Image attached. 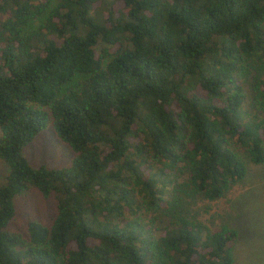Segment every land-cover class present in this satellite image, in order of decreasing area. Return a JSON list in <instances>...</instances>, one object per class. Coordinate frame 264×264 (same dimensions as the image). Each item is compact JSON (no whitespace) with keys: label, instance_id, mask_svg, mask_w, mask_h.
Listing matches in <instances>:
<instances>
[{"label":"trees","instance_id":"16d2710c","mask_svg":"<svg viewBox=\"0 0 264 264\" xmlns=\"http://www.w3.org/2000/svg\"><path fill=\"white\" fill-rule=\"evenodd\" d=\"M48 123L66 166L23 153ZM0 160V264H232L193 206L264 160V0H0Z\"/></svg>","mask_w":264,"mask_h":264},{"label":"rangeland","instance_id":"374dc122","mask_svg":"<svg viewBox=\"0 0 264 264\" xmlns=\"http://www.w3.org/2000/svg\"><path fill=\"white\" fill-rule=\"evenodd\" d=\"M23 148V153L33 165L45 164L51 167L69 164L73 151L51 129L48 123ZM243 178L233 184L222 197L214 200L198 201L209 204L208 211L199 208V216L212 228L223 221L237 230V239L233 249L232 264H264V160L259 163L246 160ZM6 171L0 160V182ZM16 214L9 229L24 230L28 218H37L47 222L56 211L55 199L51 195L43 199L34 187L20 195L15 201Z\"/></svg>","mask_w":264,"mask_h":264}]
</instances>
